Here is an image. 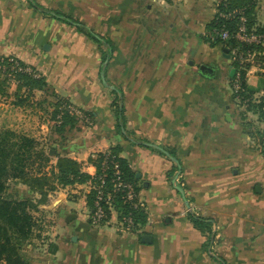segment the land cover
I'll return each instance as SVG.
<instances>
[{
  "label": "crops",
  "instance_id": "1",
  "mask_svg": "<svg viewBox=\"0 0 264 264\" xmlns=\"http://www.w3.org/2000/svg\"><path fill=\"white\" fill-rule=\"evenodd\" d=\"M212 2L0 0V55L38 71L56 96L92 114V123L78 118L60 129L34 124L52 144L51 165L69 157L93 176L90 156L121 146L120 156L140 175L146 213L133 229L115 209L96 225L87 203L91 182L58 186L38 210L50 217L41 222L50 225L51 238L41 246L40 228L22 249L27 264H264V154L233 102L231 62H219L220 46L202 38L215 14ZM51 11L110 39L107 61L105 43ZM202 64L212 74L202 73ZM148 144L174 153L176 184L189 205L172 182L177 162ZM13 187L34 194L23 184ZM190 211L209 218L211 241Z\"/></svg>",
  "mask_w": 264,
  "mask_h": 264
},
{
  "label": "trees",
  "instance_id": "2",
  "mask_svg": "<svg viewBox=\"0 0 264 264\" xmlns=\"http://www.w3.org/2000/svg\"><path fill=\"white\" fill-rule=\"evenodd\" d=\"M260 3V0H219L215 8L214 17L206 25V31L202 38L212 46H221L222 50L227 48L229 54L234 48H238L243 52L251 48L258 53L256 55V65H259L260 75L263 76L261 83L256 88L250 85L247 82V69H249L250 65L247 64L240 67L237 61L232 62L229 58L232 67L236 69L234 76L231 77V87L233 89V102L237 108L242 109V106H246L247 111L257 112L264 119V46L248 45L237 38V30L242 24V17L245 19L248 32L264 34V24H260L257 19ZM234 9H237V11L228 17V14ZM54 15L63 21L75 25L76 28L86 33L90 38L105 43L107 50L104 51V59L109 58L110 54H112L113 46L110 39L103 38L78 19L57 11L54 12ZM226 30L229 37L223 39L221 33ZM2 58L7 62L10 57ZM18 62L23 67H28L21 61L18 60ZM14 75L16 81V104L19 106H25V102L32 96L34 91L44 90L48 85L44 77H35L32 73L16 72ZM4 80L9 82L8 77H5ZM237 80L239 81L240 89L234 91L233 85ZM22 89H26L28 92L29 97L26 99L20 97ZM262 91L263 96L260 97V101L254 102V95ZM1 92L5 93V90L0 87ZM61 101L62 103L54 113L55 118L62 110L59 108L69 103L66 99ZM117 101L114 102V107L118 122L120 128L125 129L124 108L119 104L120 97H118ZM62 111L64 112L62 115L63 121L58 124V129L66 123L77 122L79 117L70 115L64 110ZM86 114L90 115V117L92 115L89 112H86ZM248 125L250 126L249 123ZM133 142L135 143L137 140H133ZM140 143L144 145L146 142L141 141ZM38 145H40V142L36 138L26 134H19L13 130L0 131V264H27L22 254V249L34 237V231L38 224L31 211L38 210L39 206L48 200L49 193L55 191L58 186L91 182L92 188L87 194V203L91 214H93L96 209L95 201L98 193L96 186L100 183L99 176L105 173V193L110 194L112 197V209L118 212L122 221L125 217L132 214L134 219L132 229L136 225L145 222L146 213L144 207L135 209L134 201H127L124 198L125 193L122 190H115L112 182V179L116 178L114 162H117L121 179L132 183L139 194V180L128 160L120 156L121 146L116 145L107 151L90 156L89 162L97 169L96 175L91 176L82 171V166L79 162L69 157L58 156L55 166H52L49 164L52 158L49 153L53 148H49L46 153L45 147L38 149ZM262 148L264 152V138ZM163 149L165 150V148ZM166 151L170 155H174L172 151ZM160 153L163 154L165 152L161 150ZM104 161L108 165L106 169L103 166ZM11 182L14 185L23 184L27 186L34 193L33 196L22 197L18 193L13 192ZM101 205L107 208L105 201H102ZM109 217L108 215L106 219H102L101 223L106 222ZM188 217L196 228L209 235L208 239L211 241L213 232L209 218L200 216L195 211H190ZM90 221L92 223L91 219Z\"/></svg>",
  "mask_w": 264,
  "mask_h": 264
},
{
  "label": "rangeland",
  "instance_id": "3",
  "mask_svg": "<svg viewBox=\"0 0 264 264\" xmlns=\"http://www.w3.org/2000/svg\"><path fill=\"white\" fill-rule=\"evenodd\" d=\"M218 2L219 0H213L212 5H214V7L216 8ZM260 2L261 3L259 4L257 19L260 24H264V0H260ZM51 12L54 14V12L56 11H51ZM221 49L222 48L220 46L219 52H222ZM220 56L221 53H219V57ZM0 57L2 58L4 56L0 55ZM106 61L107 59H105V62ZM259 69H260L259 65L257 64L256 66L250 68V71L248 73V80L250 82L249 84L255 88L261 83V80L263 79V76L260 75L261 70ZM5 77H7V75L2 69H0V87L3 88V90H5V93L2 92L0 93V131L13 130L19 134H26L28 136L36 138L38 142H40V145L37 146L38 149L45 147V152L47 153L48 149L52 148V144L46 141L45 139H40L41 138L40 135L41 136L43 135L42 133L38 134V131L41 130H38L34 124L37 122H45V123L53 122L52 125L55 128H57L59 123L57 121V117L55 118L54 113L56 109L59 107V105L62 103L61 100L63 98L56 96L54 89H52V87L47 85L44 88V90L34 91V93H32V96L29 99H27V101L25 102L26 105L23 109L22 106L16 104L17 98L15 97V95H10V92L11 94L15 93L16 83L10 81L6 82L4 80ZM20 97L22 99H26L27 97H29L26 89L21 90ZM237 109L238 110L240 109L239 112L242 114V117L245 120V122H247V124L248 123L250 124L249 130L252 133V140L256 145V147L258 148V150L264 154L262 148V141L264 138V119L261 118L259 113L257 112L254 113V111H247L246 106L244 107L242 106V109L241 108H237ZM90 121L92 123L91 118ZM49 155L52 157L51 152L49 153ZM52 159L53 157L51 158L49 164H52ZM11 184H12L11 187L13 188L11 189L14 192L15 190L13 186H16V184L14 185L12 182ZM20 196L25 197V195H20ZM38 210L31 211L33 216H35V218L38 221L37 224L38 228L36 227L34 231V235L39 234L40 228L41 229L44 228L46 230V232L44 231L42 232V237L40 238L41 241L40 243L42 244L41 246L45 248L48 245V240L46 239V236L51 238L52 229L50 225H47L48 223L46 224V226L42 225L41 220L48 222L50 220V217L49 215H45L47 216V218H45V216L43 218L41 212ZM111 212H112V206L109 209V213L107 214V217L108 215L110 216ZM89 215L91 216L90 209H89Z\"/></svg>",
  "mask_w": 264,
  "mask_h": 264
},
{
  "label": "built area",
  "instance_id": "4",
  "mask_svg": "<svg viewBox=\"0 0 264 264\" xmlns=\"http://www.w3.org/2000/svg\"><path fill=\"white\" fill-rule=\"evenodd\" d=\"M237 9H234L232 12H230L228 14L229 16H232L234 14V12H236ZM226 16V14H225ZM241 22L242 24L238 27L237 30V38L248 44V45H263L264 46V34H256L254 32H248L247 28H246V24H245V19L244 17L241 18ZM221 37L223 39H227L229 37L228 31H222L221 33ZM258 53L255 52L254 50H252L251 48H249L246 52H243L241 50H239L238 48H234L230 55V59L232 60V62L237 61L240 64V67L244 66V65H250L248 70V73L250 71V68H252L253 66H256V55ZM0 69H2L5 74L7 75V77L9 78L10 82L15 83V73L16 72H28V73H32L33 76L35 77H39L40 75H38L36 73V71H34L33 69L29 68V67H23L22 65H20V63L18 62L17 59L10 57L8 58L7 62H5L3 60V58L0 59ZM248 73H247V82H248ZM251 73V72H250ZM239 78V76H238ZM239 81L237 80L234 83V91H238L240 89V84L238 83ZM263 96V91L259 92L257 94L254 95V102H259L260 97ZM237 99V98H236ZM60 109L64 110L65 112L69 113L70 115L79 117V118H83L86 121L90 122V118L89 116L79 107L71 104V103H66L64 104ZM61 110V112L57 115V121L59 124L62 123L63 119H62V115L64 114V112ZM104 169H106L108 167L107 162L104 161L103 163ZM114 170H115V176L116 178L112 179L113 185L115 186V190H122L125 195L124 198L127 201L133 202L134 201V208H142L143 207V203L140 201L139 198V194L138 192L135 190V187L132 183L130 182H126L124 180L121 179L120 177V168H119V164L117 162H114ZM96 175V174H95ZM106 174H102L99 176L100 178V183L96 186L97 188V198L95 201V211L93 212V214H91L90 219L92 220L93 224H100L103 220L102 219H106L108 211L112 205L111 201H112V197L110 194L105 193V178ZM107 194V195H106ZM105 201L107 204V208L103 207L101 205V202ZM133 216L132 214H130L129 216L125 217L123 220V223L126 225V227L130 228L133 225Z\"/></svg>",
  "mask_w": 264,
  "mask_h": 264
},
{
  "label": "water",
  "instance_id": "5",
  "mask_svg": "<svg viewBox=\"0 0 264 264\" xmlns=\"http://www.w3.org/2000/svg\"><path fill=\"white\" fill-rule=\"evenodd\" d=\"M228 52H229V50H228L227 48H223V53H224L225 57L230 58V55L228 54ZM200 71H201L202 73H204V74H208V73H209V74H212V72H213L214 70H213V67H211L210 65L202 64V65H200ZM235 72H236V69H235L234 67H232V69L230 70V76H234ZM102 79H103V82H104L107 86H109L111 89H115V87H114L113 85L108 84V83L106 82L104 75H102ZM148 145H149V146H152V147H155V148H158V149L164 151L167 155H169L173 160H175V161L177 162V164H178V166H179V171H178V173L175 175V177H174V179L172 180V182H173L175 188H176V189L182 194V196L185 198L184 189H183L181 186H179L178 184H176V179H177V177H178V175H179V173H180V165H179L178 160H177L175 157L171 156V155H170L166 150H164L162 147H160V146H158V145H155V144H148ZM51 153H53V152H51ZM137 177H140V175L137 174ZM185 200H186V198H185ZM186 204L189 205L188 200H186Z\"/></svg>",
  "mask_w": 264,
  "mask_h": 264
},
{
  "label": "flooded vegetation",
  "instance_id": "6",
  "mask_svg": "<svg viewBox=\"0 0 264 264\" xmlns=\"http://www.w3.org/2000/svg\"><path fill=\"white\" fill-rule=\"evenodd\" d=\"M221 53V56H220V61L221 63H225L226 61L229 60V58L227 59V57H225L224 53L220 52Z\"/></svg>",
  "mask_w": 264,
  "mask_h": 264
}]
</instances>
